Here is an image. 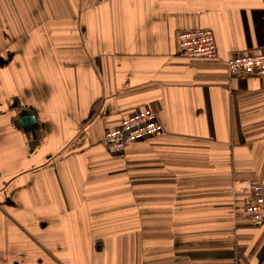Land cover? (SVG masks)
Returning a JSON list of instances; mask_svg holds the SVG:
<instances>
[{"label":"crops","instance_id":"obj_1","mask_svg":"<svg viewBox=\"0 0 264 264\" xmlns=\"http://www.w3.org/2000/svg\"><path fill=\"white\" fill-rule=\"evenodd\" d=\"M262 53L264 0H0V264H264V77L227 66ZM142 108L162 131L111 155Z\"/></svg>","mask_w":264,"mask_h":264},{"label":"built area","instance_id":"obj_2","mask_svg":"<svg viewBox=\"0 0 264 264\" xmlns=\"http://www.w3.org/2000/svg\"><path fill=\"white\" fill-rule=\"evenodd\" d=\"M178 52L189 58H214L217 46L214 31L195 28L176 33ZM229 73L233 76L264 77V53L235 56L227 61ZM162 131L158 114L148 108L130 112L122 124L107 130L104 144L111 155H121L128 145L144 140ZM241 191L248 195L244 212L255 225H264V184L251 180L243 181Z\"/></svg>","mask_w":264,"mask_h":264},{"label":"water","instance_id":"obj_3","mask_svg":"<svg viewBox=\"0 0 264 264\" xmlns=\"http://www.w3.org/2000/svg\"><path fill=\"white\" fill-rule=\"evenodd\" d=\"M36 121V118L34 115H28V114H24L21 118H20V122L22 125H28L31 124L33 122Z\"/></svg>","mask_w":264,"mask_h":264},{"label":"rangeland","instance_id":"obj_4","mask_svg":"<svg viewBox=\"0 0 264 264\" xmlns=\"http://www.w3.org/2000/svg\"><path fill=\"white\" fill-rule=\"evenodd\" d=\"M0 59H2V58H0ZM122 155V154H121Z\"/></svg>","mask_w":264,"mask_h":264}]
</instances>
